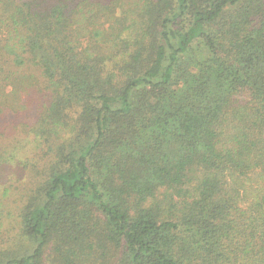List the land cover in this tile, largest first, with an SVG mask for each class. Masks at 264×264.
Wrapping results in <instances>:
<instances>
[{"label":"trees","instance_id":"obj_1","mask_svg":"<svg viewBox=\"0 0 264 264\" xmlns=\"http://www.w3.org/2000/svg\"><path fill=\"white\" fill-rule=\"evenodd\" d=\"M42 84L0 264H264V0H0V166Z\"/></svg>","mask_w":264,"mask_h":264},{"label":"rangeland","instance_id":"obj_2","mask_svg":"<svg viewBox=\"0 0 264 264\" xmlns=\"http://www.w3.org/2000/svg\"><path fill=\"white\" fill-rule=\"evenodd\" d=\"M103 15L105 13L101 12ZM120 14H116L115 17L110 21L107 22L104 19H101L99 23H104L105 27L109 26H115L116 23H121L122 18L120 17ZM77 20H80L81 18L76 17ZM75 20V21H77ZM87 24L93 23L92 20H86ZM36 76V75H35ZM38 80L43 83L42 78L38 76ZM40 90L43 93V96L40 99H37L36 94H30L27 98L26 102V108L23 112L22 116L20 115L18 117L17 114L20 112H14L10 111V119H16L13 120L15 123L12 124V126H17V128L14 130L15 137L18 139L19 146L22 145L20 148L18 154L15 155L17 157L15 160L5 163L0 166V201L2 197L4 196L6 199V204H9V207H7L2 213L0 212V250H8L9 252H17L16 255L22 254L23 246H25L26 240L24 236L18 235L19 232V224H18V214L20 211V208L24 207L27 202L33 198L35 195L30 197L28 200H26V195L28 194L30 196L29 190L30 188H38V183L40 181H30V177L28 173L23 176L21 173L20 167L18 166V160L23 158H29L32 163H35L37 161L43 162L46 158H42L43 153V143L44 138L46 137V134L40 136V140L34 135V124L39 119L40 116L45 112V110L48 108L50 99L48 98L49 92L45 90V84H42L40 86ZM38 93V92H36ZM41 94V93H38ZM44 97V98H43ZM25 96L22 99V104L25 102L24 100ZM18 124V125H16ZM38 139V141H37ZM46 154V152H45ZM42 170L40 171V173ZM25 178V180H24ZM20 180H22L21 187L18 191H16V195L9 198V191L10 194L13 193V189L15 187H18ZM24 180V181H23ZM28 188V189H27ZM27 189V191H25ZM14 195V194H12ZM164 188L160 189L158 191V194L156 195L155 199L157 202H164V206H166L165 198L167 196ZM34 200V199H32ZM151 203H149L150 205Z\"/></svg>","mask_w":264,"mask_h":264}]
</instances>
